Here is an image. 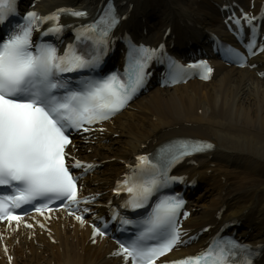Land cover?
Instances as JSON below:
<instances>
[{
    "label": "snow or ice",
    "instance_id": "1",
    "mask_svg": "<svg viewBox=\"0 0 264 264\" xmlns=\"http://www.w3.org/2000/svg\"><path fill=\"white\" fill-rule=\"evenodd\" d=\"M18 12L17 0H0V24L8 21ZM62 12L81 17L84 11L59 9L47 16H39L34 11L24 15V22L10 27L4 37H0V220L21 222L16 209L31 206L35 212L43 214L44 209L54 201H60L61 208L87 204L89 197L78 195L79 176L73 175L71 168L93 165L75 159L67 151L72 144V131H90L85 125H93L109 119L122 109L141 88L148 75L146 69L154 59L165 56L164 45L149 48L143 44L129 43L128 59L124 74L111 73L97 78L83 76L73 81L65 73L87 70L92 73L99 67L110 30L118 22L112 0H107L104 12L90 24L81 25L77 41H91L93 50L81 53L74 44H69L63 54L46 40L33 42V32L49 22L50 26L41 31V36L58 34L63 26L58 23ZM238 26L250 25L256 32L253 14L243 13L241 17H230ZM256 41L250 38L245 45L247 53L254 55ZM228 53L245 60L244 53L229 48ZM255 51H264V44ZM169 59V78L177 82L176 62ZM190 67H202L207 73L212 69L206 61H199ZM207 79V76H204ZM213 145L202 140L180 139L166 142L150 155L136 157L133 173L117 182L114 192L129 194L122 207L139 209L149 203V198L160 188L183 177L170 175L171 168L185 156L211 149ZM72 163L69 164L68 161ZM94 200L95 197H92ZM184 200L179 194L159 198L152 210L142 219H128L113 213L111 219L121 226L137 225L136 235L129 240L118 241L119 248L113 255L122 256L124 264H157L158 258L183 244L186 235L180 227L179 213ZM84 213L90 212L88 207ZM75 219L86 223L83 215ZM187 217L189 213L184 212ZM97 219H100L97 217ZM31 228V224H27ZM44 228V224L39 225ZM108 223L93 224L92 237L105 236ZM7 251V249H5ZM11 260V257H9ZM165 264H253V249L240 242L220 236L201 252L181 257Z\"/></svg>",
    "mask_w": 264,
    "mask_h": 264
},
{
    "label": "bare ground",
    "instance_id": "2",
    "mask_svg": "<svg viewBox=\"0 0 264 264\" xmlns=\"http://www.w3.org/2000/svg\"><path fill=\"white\" fill-rule=\"evenodd\" d=\"M210 1L117 0L123 13L146 14L147 7L157 8V20L151 24L158 33L168 23L170 14L192 17L191 11L194 18L220 31L219 17ZM96 3L44 0L38 8ZM153 15L156 14L151 11L149 20ZM154 90L134 104L136 111L122 113L115 127L109 129V133L122 132L124 136L81 145L87 159H106L105 165L92 175L96 183L91 188L102 193L108 191L113 175L123 169L119 159L127 160L130 154L142 149L147 138L173 131L211 139L213 150L197 158L195 169L204 173L208 189L215 191L196 204L191 226L203 223L216 212L218 204L224 203L227 208L223 218H242L243 223L257 221L250 236L264 239V79L248 68H229L208 83L191 81L171 89ZM51 227L50 232L36 230L34 236L25 230L3 232L0 264L114 263L106 256L109 244L104 239H95V243H90L92 238L86 241L88 228L58 221H53Z\"/></svg>",
    "mask_w": 264,
    "mask_h": 264
}]
</instances>
